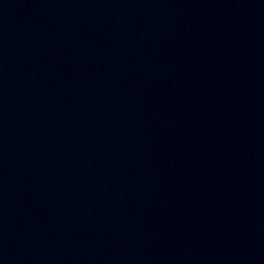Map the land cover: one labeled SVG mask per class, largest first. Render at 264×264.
Masks as SVG:
<instances>
[{
    "label": "water",
    "instance_id": "water-1",
    "mask_svg": "<svg viewBox=\"0 0 264 264\" xmlns=\"http://www.w3.org/2000/svg\"><path fill=\"white\" fill-rule=\"evenodd\" d=\"M0 264H264V0H0Z\"/></svg>",
    "mask_w": 264,
    "mask_h": 264
}]
</instances>
